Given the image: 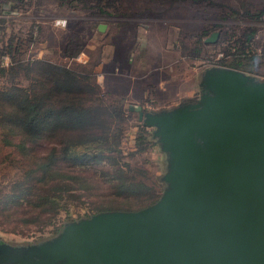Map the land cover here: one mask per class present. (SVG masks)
<instances>
[{
	"label": "water",
	"instance_id": "1",
	"mask_svg": "<svg viewBox=\"0 0 264 264\" xmlns=\"http://www.w3.org/2000/svg\"><path fill=\"white\" fill-rule=\"evenodd\" d=\"M198 86L169 108L128 107L165 155L156 201L27 246L0 241V264H264V78L210 64Z\"/></svg>",
	"mask_w": 264,
	"mask_h": 264
},
{
	"label": "rangeland",
	"instance_id": "2",
	"mask_svg": "<svg viewBox=\"0 0 264 264\" xmlns=\"http://www.w3.org/2000/svg\"><path fill=\"white\" fill-rule=\"evenodd\" d=\"M93 2L0 0V18L3 19L0 21V39L5 43L11 40L8 54H12V63L42 58L65 64L90 74L91 80L106 93L108 101L122 102L127 109L121 143L123 159L143 168L145 173L138 176L146 183L154 184V178L160 177L165 170V155L158 144L146 151L129 154L135 149L140 121L137 113L128 106L142 104L146 109L168 108L182 100V96H194L198 92L201 71L216 60L218 52L226 50L227 31L235 34L241 24L233 18H218L219 9L222 11L220 7L202 8L199 3L189 0L171 4L170 0H121L116 2L120 3L118 9L108 13L89 7ZM248 2L223 0L222 3L238 10ZM261 20H264V14ZM254 22L263 32L264 21ZM100 23L104 24L102 30L98 27ZM211 23H217L216 27ZM205 27L209 30L201 34ZM220 28L225 30L221 39L214 43L203 41L211 31ZM260 39L259 36L257 40ZM256 42L255 47H259L261 41ZM261 45L264 49V44ZM17 81L27 85L23 75H19ZM4 85H7L6 77L0 76V86ZM9 150L0 134V192L7 190L10 183L23 174L21 167L11 160ZM164 184L161 187L154 184L159 194ZM90 213L86 203L71 205L59 212L54 223L40 229L10 231L0 227V238L11 243L50 238L65 222Z\"/></svg>",
	"mask_w": 264,
	"mask_h": 264
},
{
	"label": "trees",
	"instance_id": "3",
	"mask_svg": "<svg viewBox=\"0 0 264 264\" xmlns=\"http://www.w3.org/2000/svg\"><path fill=\"white\" fill-rule=\"evenodd\" d=\"M256 32L255 26L247 28L239 47L225 41L222 64L245 70L242 58L254 52ZM8 41L0 39V54L11 50ZM226 55L231 59L226 61ZM19 75L25 76L27 85L18 83ZM0 76L7 80L0 86L1 140L23 173L0 192L1 228L40 229L71 205L86 203L92 214L138 209L158 199L154 184L161 187V178L148 184L138 176L145 170L123 159L127 109L120 101H108L90 74L34 58L0 66ZM157 144L152 130L140 122L135 149L129 154Z\"/></svg>",
	"mask_w": 264,
	"mask_h": 264
},
{
	"label": "flooded vegetation",
	"instance_id": "4",
	"mask_svg": "<svg viewBox=\"0 0 264 264\" xmlns=\"http://www.w3.org/2000/svg\"><path fill=\"white\" fill-rule=\"evenodd\" d=\"M117 1L121 2V0H94V2L89 7H97V10H98L97 12L108 13V12H112V10H114V9H118L120 3H116ZM175 1H177V0H170V4L175 2ZM189 1H192L194 3H199L202 8L220 7L222 9V11L219 9L218 18L226 17V18H230L231 20H233V19L236 20V23L239 22L241 24V26H237L236 32L234 31L235 34L232 33L233 31H227V37L225 38L226 39L225 41H232V43L236 44L238 47L241 46V44H242L241 42L243 41V35H242L243 32H245V30L247 28L251 27V25L255 26L256 23L254 22V20H256L257 23L258 22L262 23L264 21V20H261L262 15L264 14V9H263L264 7H263L262 3H259L257 1L254 2L252 0H248L249 2L244 3L242 5V7L239 6L238 10H236L230 4H226V3L223 4L222 3L223 0H222V2H220L218 0H189ZM247 12L261 13V14H260V16L255 17V16H251V15L247 14ZM233 16H235V17H233ZM248 21H249V23H248ZM251 22H252V24H250ZM246 23H248V24H246ZM216 24L217 23H211V26L216 27ZM207 30H209V28L205 27L203 29V31L201 32V34H204ZM215 30L219 31V33L217 35L218 37L216 38V40L211 41V42H206V43H214L217 40L221 39V36L223 35V31H225V30L223 28L215 29ZM255 37H257L256 33L254 35V38ZM204 38H203V41H204ZM225 41H224V43H225ZM226 45L227 44H225L224 46H226ZM221 53H222V55L219 58H217L216 60L212 61L211 64L224 65V64H222V60H223L222 58L225 57V53H224V51H221ZM229 59H231V57L229 55H226V61ZM226 66H228V65H226ZM42 240L43 239H38L35 241H31V242L11 243V242H7L4 239L0 238V241L7 242L13 246H22V245L27 246V244L38 243Z\"/></svg>",
	"mask_w": 264,
	"mask_h": 264
},
{
	"label": "crops",
	"instance_id": "5",
	"mask_svg": "<svg viewBox=\"0 0 264 264\" xmlns=\"http://www.w3.org/2000/svg\"><path fill=\"white\" fill-rule=\"evenodd\" d=\"M258 2L259 3H263L264 2V0H258ZM260 29H258L257 30V32H256V35H257V37H255L254 39V43H257L256 41H261V44L262 43H264V30H262L263 32H260L259 31ZM261 37V39L260 40H257V38L258 37ZM251 44V46L253 47V50L252 51H254V52H251V53H248L246 56V58L244 57V58H242L243 59V61H244V63H246V64H243L244 65V68H245V70L244 71H246V72H249V73H251V74H254V75H256L257 77H259V78H264V50L262 49L263 47V45H261V44H259L258 46L259 47H255L254 45L255 44ZM255 47V48H254ZM260 54H262V55H260ZM251 55H254V57L252 58L251 57ZM256 58H260L259 60L258 59H256ZM241 59V60H242ZM242 61V62H243ZM243 70V69H242ZM198 90H199V88H198ZM198 94V92L194 95V96H196ZM189 97H193V96H191V95H188V96H182V99H184V98H189ZM181 101V100H180ZM179 101V102H180ZM179 102H177V103H179ZM132 105V104H131ZM142 105V104H141ZM173 106L174 105H176V102L175 103H173L172 104ZM143 106V105H142ZM129 107V106H128ZM144 107V106H143ZM172 107V106H171ZM145 108V107H144ZM169 108V107H168ZM151 109V108H150ZM149 129H151L152 130V128L151 127H149ZM154 138V137H153ZM159 150H160V148H159ZM161 151V150H160ZM162 152V151H161ZM164 154V153H163Z\"/></svg>",
	"mask_w": 264,
	"mask_h": 264
},
{
	"label": "built area",
	"instance_id": "6",
	"mask_svg": "<svg viewBox=\"0 0 264 264\" xmlns=\"http://www.w3.org/2000/svg\"><path fill=\"white\" fill-rule=\"evenodd\" d=\"M222 55L221 52L217 53V58H219ZM216 58V59H217ZM11 62L10 57L8 56V54H0V66L4 67V66H8Z\"/></svg>",
	"mask_w": 264,
	"mask_h": 264
}]
</instances>
